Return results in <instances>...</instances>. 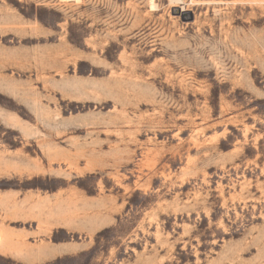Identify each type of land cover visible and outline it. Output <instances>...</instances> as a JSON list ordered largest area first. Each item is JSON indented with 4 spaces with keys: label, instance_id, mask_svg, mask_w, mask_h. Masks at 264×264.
<instances>
[{
    "label": "rangeland",
    "instance_id": "obj_1",
    "mask_svg": "<svg viewBox=\"0 0 264 264\" xmlns=\"http://www.w3.org/2000/svg\"><path fill=\"white\" fill-rule=\"evenodd\" d=\"M0 264H264V0H0Z\"/></svg>",
    "mask_w": 264,
    "mask_h": 264
},
{
    "label": "bare ground",
    "instance_id": "obj_2",
    "mask_svg": "<svg viewBox=\"0 0 264 264\" xmlns=\"http://www.w3.org/2000/svg\"><path fill=\"white\" fill-rule=\"evenodd\" d=\"M178 13H180V14L182 13L181 16H182L183 18H184V16L186 15V14L183 13V9L178 10Z\"/></svg>",
    "mask_w": 264,
    "mask_h": 264
},
{
    "label": "crops",
    "instance_id": "obj_3",
    "mask_svg": "<svg viewBox=\"0 0 264 264\" xmlns=\"http://www.w3.org/2000/svg\"><path fill=\"white\" fill-rule=\"evenodd\" d=\"M57 232V231H56ZM62 244V243H61ZM58 245H60V244H58ZM58 245H54L55 247H57ZM56 257H58V256H56Z\"/></svg>",
    "mask_w": 264,
    "mask_h": 264
},
{
    "label": "trees",
    "instance_id": "obj_4",
    "mask_svg": "<svg viewBox=\"0 0 264 264\" xmlns=\"http://www.w3.org/2000/svg\"><path fill=\"white\" fill-rule=\"evenodd\" d=\"M54 237V236H53ZM55 240V238H53V241Z\"/></svg>",
    "mask_w": 264,
    "mask_h": 264
}]
</instances>
